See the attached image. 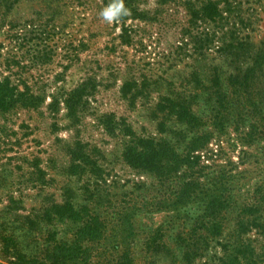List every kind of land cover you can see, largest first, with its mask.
<instances>
[{
    "label": "rangeland",
    "instance_id": "1",
    "mask_svg": "<svg viewBox=\"0 0 264 264\" xmlns=\"http://www.w3.org/2000/svg\"><path fill=\"white\" fill-rule=\"evenodd\" d=\"M204 1L123 0L129 12L112 24L100 16L111 0L3 5L0 79L37 99L0 112V264H11L5 245L29 256L72 242L81 221L57 216L63 203L99 217L91 264L103 256L113 264H222L241 242L264 259V0H216L220 16L192 22ZM73 91L74 113L64 102ZM168 96L189 101L203 120L207 142L194 170L201 180L218 176L228 203L221 234L188 257L183 244L198 231L200 205L168 208L177 177L162 180L122 157L136 136L164 138L182 152L193 130L163 118L158 105Z\"/></svg>",
    "mask_w": 264,
    "mask_h": 264
},
{
    "label": "trees",
    "instance_id": "2",
    "mask_svg": "<svg viewBox=\"0 0 264 264\" xmlns=\"http://www.w3.org/2000/svg\"><path fill=\"white\" fill-rule=\"evenodd\" d=\"M16 1L0 0V9H3V5L8 9ZM220 15L218 2L216 0H205L198 8L192 9L190 19L192 22L197 23L200 19L205 18L215 20ZM253 68L251 67L249 70H253ZM243 76L244 74L238 79ZM214 82L215 91L219 95V107H222L226 96L222 93L218 76H215ZM126 85H123L122 88H125ZM74 92H70L64 99L66 107L72 113H74L76 105ZM36 99L37 96L25 87L20 89L18 85L10 84L8 77L0 79V112L9 110L17 104L33 105ZM190 104L184 98L168 96L163 97L158 105L160 110L168 113L163 118L166 119L168 115L172 114L177 121L185 124L190 131L193 130V134L185 140L182 152H178L164 138L156 140L151 137L140 136H136L131 143L124 147L122 152L124 161L133 168L155 173L162 180H170V178L177 177L176 187L173 191L175 195L171 201L173 205L168 202V208L179 209V206L187 201H194L200 205L201 211L197 215L198 225L196 230L198 231H193V234L196 232L195 236H192L191 242L183 244L186 257L203 250L209 243V238L221 234L219 210L228 206L227 200L223 195L224 192L222 193V188H220L221 184L216 180L219 177L201 180V176L195 173L194 168L200 158L198 152L207 142V132H198L204 122L192 111ZM221 117L218 120L214 119L219 125L225 118L223 116L221 119ZM159 124L161 127L165 126L163 119L159 121ZM177 135L181 139L184 134L178 131ZM59 208H63L62 213L56 214L60 218L66 217L81 221V225L75 231L73 241L70 243L53 242L50 246L45 247L43 256H28L20 252L16 246L9 248L10 246L5 245L3 249L10 256L11 264H91L93 254L90 243L97 239L102 232L99 217L91 215L84 208L75 209L70 203H63ZM128 217L125 213L123 215L120 214L121 225H125V220H128ZM253 220H256V218ZM241 225L243 226L244 224L241 222ZM257 225L261 226L260 223ZM261 229L264 230V225H262ZM246 231L248 230H245L243 226V230L238 233L243 234ZM224 247L227 248L226 246ZM103 258V264H108L107 261L109 264H113V262L110 263L109 258L106 256H103ZM123 260L124 257H120L115 264H122ZM219 260L222 264H264V259L259 258L253 246L242 242L231 244L226 250L225 257H221Z\"/></svg>",
    "mask_w": 264,
    "mask_h": 264
},
{
    "label": "clouds",
    "instance_id": "3",
    "mask_svg": "<svg viewBox=\"0 0 264 264\" xmlns=\"http://www.w3.org/2000/svg\"><path fill=\"white\" fill-rule=\"evenodd\" d=\"M128 12L129 10L125 7L123 0H111V3L101 10L100 16L106 23L112 24L122 16L127 15Z\"/></svg>",
    "mask_w": 264,
    "mask_h": 264
}]
</instances>
